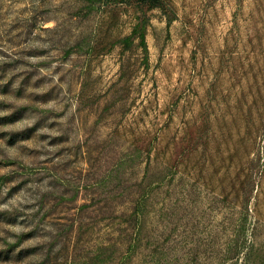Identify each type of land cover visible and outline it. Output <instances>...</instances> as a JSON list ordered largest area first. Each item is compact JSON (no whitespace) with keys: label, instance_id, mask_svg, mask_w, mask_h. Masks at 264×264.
Returning a JSON list of instances; mask_svg holds the SVG:
<instances>
[{"label":"rangeland","instance_id":"rangeland-1","mask_svg":"<svg viewBox=\"0 0 264 264\" xmlns=\"http://www.w3.org/2000/svg\"><path fill=\"white\" fill-rule=\"evenodd\" d=\"M0 264H264V0H0Z\"/></svg>","mask_w":264,"mask_h":264},{"label":"trees","instance_id":"trees-1","mask_svg":"<svg viewBox=\"0 0 264 264\" xmlns=\"http://www.w3.org/2000/svg\"><path fill=\"white\" fill-rule=\"evenodd\" d=\"M143 1H146V2L152 3V4H157L160 2V0H143Z\"/></svg>","mask_w":264,"mask_h":264}]
</instances>
